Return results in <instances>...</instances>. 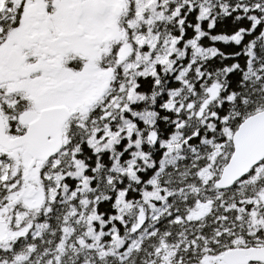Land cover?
Wrapping results in <instances>:
<instances>
[{
    "label": "snow or ice",
    "instance_id": "snow-or-ice-1",
    "mask_svg": "<svg viewBox=\"0 0 264 264\" xmlns=\"http://www.w3.org/2000/svg\"><path fill=\"white\" fill-rule=\"evenodd\" d=\"M0 264H264V0H0Z\"/></svg>",
    "mask_w": 264,
    "mask_h": 264
}]
</instances>
